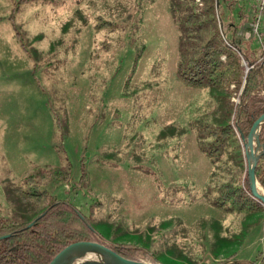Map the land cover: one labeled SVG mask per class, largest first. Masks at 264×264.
I'll use <instances>...</instances> for the list:
<instances>
[{
  "label": "rangeland",
  "instance_id": "374dc122",
  "mask_svg": "<svg viewBox=\"0 0 264 264\" xmlns=\"http://www.w3.org/2000/svg\"><path fill=\"white\" fill-rule=\"evenodd\" d=\"M179 37L170 0H0V221L65 199L105 245L143 251L136 260L264 264V207L209 201L226 170L247 174L246 141L208 134L218 98L178 78ZM39 173L40 200L22 203ZM216 221L239 235L216 242ZM85 260L98 258L72 264Z\"/></svg>",
  "mask_w": 264,
  "mask_h": 264
},
{
  "label": "trees",
  "instance_id": "16d2710c",
  "mask_svg": "<svg viewBox=\"0 0 264 264\" xmlns=\"http://www.w3.org/2000/svg\"><path fill=\"white\" fill-rule=\"evenodd\" d=\"M228 1L221 5V0H170L171 15L178 22L182 46L177 76L185 86L215 92L214 97L218 98L219 105L213 111L220 121L205 128L208 134L212 131L210 135H214V141L218 137L224 141L230 133L237 134L240 139L245 137L253 121L264 112V96L261 94L264 91V32L259 40L253 36L237 46L232 35L247 20L253 19L255 10L253 4L246 5L247 0ZM250 7L251 11L248 10ZM242 60L246 65L242 64ZM233 97L238 101H232ZM230 116H233L232 120ZM258 139L264 147L263 124ZM263 158L264 154L256 163L255 177L264 188ZM211 161L216 162L217 157L211 158ZM241 170L240 167L226 170V179L220 182L219 195L209 200L223 213L231 210L251 214L262 210L250 192L247 174L243 173L241 177ZM53 175L67 180L69 172L58 169ZM43 176L44 173L29 176L27 184L33 185L28 192H21L22 203H37L40 200L43 192L33 179ZM212 226H215L216 242H228L239 235L228 237L235 232L227 226L224 229V221L220 224L216 221ZM84 240L104 244L76 207L65 199L55 198L27 220L0 221V264H47L66 245ZM110 247L128 259L136 260L139 254L144 255L135 247L119 243Z\"/></svg>",
  "mask_w": 264,
  "mask_h": 264
},
{
  "label": "water",
  "instance_id": "95a60500",
  "mask_svg": "<svg viewBox=\"0 0 264 264\" xmlns=\"http://www.w3.org/2000/svg\"><path fill=\"white\" fill-rule=\"evenodd\" d=\"M264 124V112L260 114L251 124L250 129L247 135L242 140L246 142L252 141V136L255 133V141L261 146L258 134L256 132L260 128V126ZM264 154V151L257 154L254 158L253 162L248 165L247 174H248V184L250 188V192L254 199L259 201L264 207V191L259 190L257 187V179L255 177V166L261 155ZM259 184V183H258ZM82 219L83 217L80 216ZM84 220V219H83ZM87 253H93L97 255L98 260L96 261H83L75 264H153L147 263L141 260H133L125 258L118 253H116L111 247L94 241H76L70 243L59 250L55 256L47 263V264H72L75 259L83 256ZM155 264V263H154Z\"/></svg>",
  "mask_w": 264,
  "mask_h": 264
},
{
  "label": "built area",
  "instance_id": "2783aa9c",
  "mask_svg": "<svg viewBox=\"0 0 264 264\" xmlns=\"http://www.w3.org/2000/svg\"><path fill=\"white\" fill-rule=\"evenodd\" d=\"M254 6L253 12V21H252V29L250 32H244L245 38H252L253 36L258 39L261 38V33L259 30L260 24L264 22V0H248Z\"/></svg>",
  "mask_w": 264,
  "mask_h": 264
},
{
  "label": "bare ground",
  "instance_id": "6f19581e",
  "mask_svg": "<svg viewBox=\"0 0 264 264\" xmlns=\"http://www.w3.org/2000/svg\"><path fill=\"white\" fill-rule=\"evenodd\" d=\"M254 137H255V133L252 136V141L251 142H245V148H246V153H245V157L248 159L249 164H251L254 160V158L256 157L258 150L257 151H253L252 150V145L254 144ZM259 186V184L257 183V187ZM97 256V255H96ZM98 257V256H97ZM99 258V257H98Z\"/></svg>",
  "mask_w": 264,
  "mask_h": 264
},
{
  "label": "crops",
  "instance_id": "0c3cea01",
  "mask_svg": "<svg viewBox=\"0 0 264 264\" xmlns=\"http://www.w3.org/2000/svg\"><path fill=\"white\" fill-rule=\"evenodd\" d=\"M247 1H248V0H247ZM245 3H246V5H248V6H249L250 4H252L250 1H248V2L245 1ZM248 6H246V8H247ZM250 6H252V5H250ZM252 16H253V15H252ZM252 21H253V20H247V21L244 23V25L247 24V25L251 26V29H252ZM251 29H250L249 31H244V30L241 31V35H242L244 41L249 39V38H245V37H244V32H250ZM259 30H260L261 37H262V35H263L262 32H264V31H263V30H264V22H263L262 24H260V26H259ZM250 38H251V37H250Z\"/></svg>",
  "mask_w": 264,
  "mask_h": 264
}]
</instances>
